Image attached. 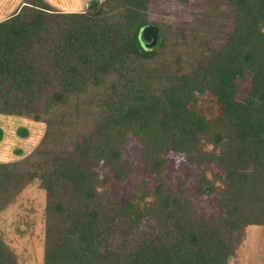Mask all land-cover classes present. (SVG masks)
I'll return each mask as SVG.
<instances>
[{
  "label": "trees",
  "instance_id": "obj_1",
  "mask_svg": "<svg viewBox=\"0 0 264 264\" xmlns=\"http://www.w3.org/2000/svg\"><path fill=\"white\" fill-rule=\"evenodd\" d=\"M157 1L23 0L0 22V115L45 125L0 163V212L37 182L41 264H228L242 225L264 226V0H179L175 22ZM170 161L188 180H165ZM18 263L0 234V264Z\"/></svg>",
  "mask_w": 264,
  "mask_h": 264
},
{
  "label": "rangeland",
  "instance_id": "obj_2",
  "mask_svg": "<svg viewBox=\"0 0 264 264\" xmlns=\"http://www.w3.org/2000/svg\"><path fill=\"white\" fill-rule=\"evenodd\" d=\"M64 1L46 0L51 7L62 12L64 9L70 12H84L92 0H80L82 5L79 7L74 3L65 5ZM181 4L179 0L169 2L158 0L151 14L153 17L159 16L163 20L175 22L177 16L181 15L183 9ZM246 90L247 87L242 88L243 93ZM44 129L43 123L28 118L0 115V163L14 162L31 153L41 139ZM172 161L166 167L165 180L173 185L176 175L179 174L188 180L189 168L180 163L172 164ZM209 169L220 171L218 166H209ZM139 172L132 173L123 184L112 185L116 195L128 197L130 191L136 188L142 169ZM196 203L195 208L210 217L219 211L218 204L213 198H202L196 200ZM44 205V192L37 187V182H34L23 189L11 204L0 212V234L17 254L18 264L42 263ZM242 226L240 235L236 238L234 256L228 264H264V226L257 224Z\"/></svg>",
  "mask_w": 264,
  "mask_h": 264
},
{
  "label": "crops",
  "instance_id": "obj_3",
  "mask_svg": "<svg viewBox=\"0 0 264 264\" xmlns=\"http://www.w3.org/2000/svg\"><path fill=\"white\" fill-rule=\"evenodd\" d=\"M46 2V0H44ZM65 5L81 6L80 0H65ZM23 0H0V22L11 16L22 5ZM48 3V2H47ZM50 5V3H48ZM65 11H69L64 9Z\"/></svg>",
  "mask_w": 264,
  "mask_h": 264
},
{
  "label": "water",
  "instance_id": "obj_4",
  "mask_svg": "<svg viewBox=\"0 0 264 264\" xmlns=\"http://www.w3.org/2000/svg\"><path fill=\"white\" fill-rule=\"evenodd\" d=\"M140 39L145 45L154 46L157 40V29L152 26L143 28L140 32ZM87 196L90 194L87 193Z\"/></svg>",
  "mask_w": 264,
  "mask_h": 264
}]
</instances>
